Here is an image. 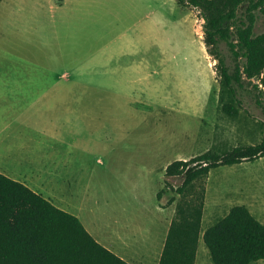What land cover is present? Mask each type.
Masks as SVG:
<instances>
[{
  "label": "rangeland",
  "instance_id": "374dc122",
  "mask_svg": "<svg viewBox=\"0 0 264 264\" xmlns=\"http://www.w3.org/2000/svg\"><path fill=\"white\" fill-rule=\"evenodd\" d=\"M202 23L195 7L176 0H0V127L17 128V96H40L38 122L59 136L61 161L36 183L130 264L158 263L182 181L164 184L167 164L264 139L252 85L236 115L222 110L220 96H230ZM263 28L259 14L254 30ZM254 83L264 89V69ZM202 189L194 264H213L201 234L232 206L247 205L264 223V156L214 167L185 191Z\"/></svg>",
  "mask_w": 264,
  "mask_h": 264
},
{
  "label": "trees",
  "instance_id": "16d2710c",
  "mask_svg": "<svg viewBox=\"0 0 264 264\" xmlns=\"http://www.w3.org/2000/svg\"><path fill=\"white\" fill-rule=\"evenodd\" d=\"M195 7L203 19V43L215 59L222 91L221 108L237 114L243 92H258L254 103L264 107V89L251 78L262 79L264 28L255 32L264 0H176ZM225 43L229 56L222 50ZM228 57L229 60L228 61ZM252 85V88L250 87ZM264 156V139L253 145H237L224 153L206 150L189 159H177L164 169L168 177L182 178L174 191L180 196L170 221L157 264H194L204 205L203 189L186 188L204 179L219 165L251 161ZM161 191V190H160ZM160 191L157 193L160 198ZM174 199L172 198L171 201ZM213 264H249L264 259V223L245 205H234L202 231ZM0 264H130L100 244L80 219L33 191L24 183L0 172Z\"/></svg>",
  "mask_w": 264,
  "mask_h": 264
},
{
  "label": "crops",
  "instance_id": "0c3cea01",
  "mask_svg": "<svg viewBox=\"0 0 264 264\" xmlns=\"http://www.w3.org/2000/svg\"><path fill=\"white\" fill-rule=\"evenodd\" d=\"M43 107L44 103L40 100V96L33 99L31 96L27 98L17 96V128H12L10 123L8 125L4 123L0 127V172L13 180L24 183L45 197L42 193L44 191L43 184L36 182L42 181V177H46L52 171L51 164L55 166L61 161L54 158L55 151H58L61 144H59V136L56 142L53 132L38 122L39 118L42 120L40 116H45V110L40 111ZM62 131L72 134L76 128H72V132L70 129ZM35 133H42L49 137V141L42 142L43 140L31 135ZM63 145L65 148L67 147L68 152L73 144L69 142ZM246 180H249V177ZM246 207L248 206L246 205ZM164 239L161 243L162 246Z\"/></svg>",
  "mask_w": 264,
  "mask_h": 264
},
{
  "label": "water",
  "instance_id": "95a60500",
  "mask_svg": "<svg viewBox=\"0 0 264 264\" xmlns=\"http://www.w3.org/2000/svg\"><path fill=\"white\" fill-rule=\"evenodd\" d=\"M251 81H252V82H254V81H255V79H254V78H251Z\"/></svg>",
  "mask_w": 264,
  "mask_h": 264
}]
</instances>
